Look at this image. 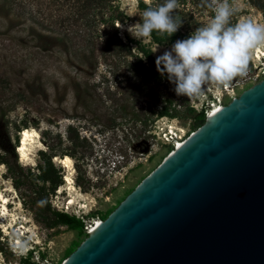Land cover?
I'll return each mask as SVG.
<instances>
[{
  "label": "rangeland",
  "instance_id": "rangeland-1",
  "mask_svg": "<svg viewBox=\"0 0 264 264\" xmlns=\"http://www.w3.org/2000/svg\"><path fill=\"white\" fill-rule=\"evenodd\" d=\"M86 1L0 0V156L8 155L18 172L14 177L0 164V264H60L88 235L90 224L101 221L180 138L194 132L197 126L190 118L158 117L160 103L154 96L168 97L179 110L188 105L200 112L214 98L229 105L264 79V58L256 60L253 52L251 76L237 77L226 86L209 83L205 94L192 100L178 96L167 74L157 71L156 59L206 25L214 12L201 0H178L173 13L181 20L178 35L170 41L171 36L159 33L164 39L158 44L129 31L142 23L140 2L156 6L154 0ZM229 2L236 9L232 25L264 24L251 4L264 0ZM80 15L87 23L77 19ZM118 41L128 44L129 55L117 48ZM84 48L93 49V57H86ZM145 51L155 61V77L134 74L137 60L146 62ZM24 129L40 136L26 161L17 152ZM42 153L51 157L62 180L53 192L36 179ZM66 156L73 161V205L64 180L69 171L56 161ZM2 196L8 200L5 216ZM44 202L52 211L79 218L82 232L48 228L36 217Z\"/></svg>",
  "mask_w": 264,
  "mask_h": 264
},
{
  "label": "water",
  "instance_id": "water-1",
  "mask_svg": "<svg viewBox=\"0 0 264 264\" xmlns=\"http://www.w3.org/2000/svg\"><path fill=\"white\" fill-rule=\"evenodd\" d=\"M60 264H264V79L140 178Z\"/></svg>",
  "mask_w": 264,
  "mask_h": 264
},
{
  "label": "clouds",
  "instance_id": "clouds-1",
  "mask_svg": "<svg viewBox=\"0 0 264 264\" xmlns=\"http://www.w3.org/2000/svg\"><path fill=\"white\" fill-rule=\"evenodd\" d=\"M201 4L214 16L156 59L157 71L167 74L176 95L190 100L202 97L209 83L226 86L237 77H245L252 53L264 48V24L242 21L232 25L236 9L229 0H201ZM177 7L178 0H164L163 4L148 7L142 23L129 31L137 39L150 37L153 32L171 36L181 27V20L173 15Z\"/></svg>",
  "mask_w": 264,
  "mask_h": 264
},
{
  "label": "trees",
  "instance_id": "trees-1",
  "mask_svg": "<svg viewBox=\"0 0 264 264\" xmlns=\"http://www.w3.org/2000/svg\"><path fill=\"white\" fill-rule=\"evenodd\" d=\"M108 1H111V0H91V2H92L91 4L103 5ZM154 1L156 2L157 5L164 3V0H154ZM85 3L87 4L89 2H87L85 0ZM251 4L253 7H255L256 9H258L261 12V16H262L263 23H264V3L251 2ZM139 5H140V9L144 10V11L148 7H155V6H145V4H143L142 2H140ZM77 19H80L82 24L87 23V21H85V19H83V17L81 15ZM115 19L122 22L121 18L120 19L115 18ZM110 22H111V20H110ZM110 25H112V22ZM165 35H166V33H165ZM177 35H178V32L171 35L170 41L175 40ZM150 38L155 43H158V44L162 43V41L164 39V37L162 38L160 36L159 32H153L152 35L150 36ZM117 43H118L117 48L120 51L125 52L126 56L130 54V47L128 46V44H122L120 41H118ZM92 48L94 49V46H92ZM93 49L89 50L87 48H84V53L87 54L85 56L88 58L93 57V55H94ZM140 49L142 50V48H140ZM114 51H111V52L114 53ZM115 52L117 53V51H115ZM144 53H145V61L146 62H145V64H142L141 60H137L136 64L133 66L134 74L135 75H141V76L148 75L149 77H155L156 74L151 71L152 68L155 66V61H154V59H153V57L149 51H145ZM163 75H165V74H163ZM153 98L155 99V102L160 103L159 110L157 111V116L160 118H162V117L170 118V119L190 118L195 122V125L197 127H199L204 122L205 113H204L203 109L200 112H196L194 110V108L189 107L187 105V106H185V108L183 110H179L176 107V105L173 103V101L170 100L168 97L164 98L163 100H160L159 96H154ZM124 107L125 106H123L121 109H123ZM124 116H126V114ZM70 130H71V128L69 127L68 131H70ZM78 139H79L78 136H76L75 141H74L75 144H77L76 142L79 143ZM11 152H13V151H11ZM41 155L43 156V158L45 157L44 153H42ZM6 157H8V155ZM6 157L4 158V157L0 156V164H3L7 168L9 173L15 177L18 174V172L16 171L17 166H14V164H12V162H10ZM50 160H51V157H45L44 158L43 165L39 166V173H38V176L36 177V179L42 183L49 184V189L51 192H53L57 187H59L62 184V180H61V177L56 174L55 168H54V166ZM75 182L77 183L78 187H81V184L79 183V181L77 179ZM40 204L42 205L43 202H41ZM36 217H37V219L41 220L43 222V224L45 223V225L48 228H53L56 226H65L69 230L82 232L83 222L79 218H77L75 216H70L69 214H66L63 212L52 211L50 209L49 204L46 202H44V206L41 208V210L38 211V213L36 214ZM41 217H44V218H41ZM68 252H70V250Z\"/></svg>",
  "mask_w": 264,
  "mask_h": 264
},
{
  "label": "bare ground",
  "instance_id": "bare-ground-1",
  "mask_svg": "<svg viewBox=\"0 0 264 264\" xmlns=\"http://www.w3.org/2000/svg\"><path fill=\"white\" fill-rule=\"evenodd\" d=\"M254 57L256 60H260L262 61L263 58H264V50H262V48H257L255 51H254ZM264 66V65H263ZM221 105V104H220ZM218 104L216 105H213L212 107V110L209 111V113L207 114L208 115V118H207V121H212L214 120L218 114H220L223 110H224V106H220ZM22 138H21V143L20 145L18 146L19 149H18V154L20 153V156H21V160L23 161H26L28 160V156L31 155V148H33V146L38 143V139H39V134L36 130L34 129H24V132L22 133ZM185 140L186 139H182L180 138L176 144H174V150H177L179 147H181L184 143H185ZM40 142V141H39ZM41 143V142H40ZM56 161L63 166V168L65 169H68L69 171V174L65 177V182H66V186H67V190L69 191L70 193V202L69 204L73 205L75 204L77 201H76V198L74 197V194L72 192H75L76 189L74 187V181L72 179V171H73V161L71 160V158L69 157H65L64 159H59ZM79 197H82L81 195ZM1 199L4 201V206H3V211H4V215H6L7 213V202L8 200L5 198V197H1ZM82 209H85V207L82 206ZM8 215V214H7ZM4 220V219H3ZM100 222V220L98 221H95L93 224L90 225L89 227V232ZM88 232V233H89Z\"/></svg>",
  "mask_w": 264,
  "mask_h": 264
},
{
  "label": "built area",
  "instance_id": "built-area-1",
  "mask_svg": "<svg viewBox=\"0 0 264 264\" xmlns=\"http://www.w3.org/2000/svg\"><path fill=\"white\" fill-rule=\"evenodd\" d=\"M262 71H263V75H264V69H262ZM251 76V70H248V73H247V76ZM213 86V85H212ZM214 88H217V87H214ZM226 91H227V89L226 88H224ZM209 100V98H206L205 99V101L204 102H207ZM209 102V104L206 106V107H204V109L203 110H205V114L207 115L208 114V111H211L212 110V107H213V105H216V104H218V105H220L221 104V101H220V99H211L210 101H208ZM207 104V103H206ZM91 225V224H90ZM89 225V226H90ZM87 231V233L89 232V228H88V230H86Z\"/></svg>",
  "mask_w": 264,
  "mask_h": 264
}]
</instances>
